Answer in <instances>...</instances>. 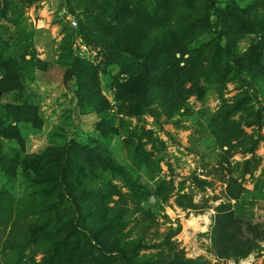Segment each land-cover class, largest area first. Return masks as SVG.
Here are the masks:
<instances>
[{
    "label": "rangeland",
    "instance_id": "obj_1",
    "mask_svg": "<svg viewBox=\"0 0 264 264\" xmlns=\"http://www.w3.org/2000/svg\"><path fill=\"white\" fill-rule=\"evenodd\" d=\"M210 1L216 11L199 23L197 43L215 49L219 32L233 33L231 69L188 78L179 95L159 91L133 56L95 41L87 17L103 9H83L94 0H0V188L33 206L26 214H42L58 191L64 214L83 184L112 186L120 196L108 207L128 210L111 227L132 244L127 264H264V0ZM101 202L109 201L78 198L95 211ZM96 213L74 230L61 264H124L101 246L117 238L94 224ZM228 213L248 237L247 225L258 227L246 258L215 252ZM8 232L0 227V264H40L55 230L24 252H4Z\"/></svg>",
    "mask_w": 264,
    "mask_h": 264
},
{
    "label": "trees",
    "instance_id": "obj_2",
    "mask_svg": "<svg viewBox=\"0 0 264 264\" xmlns=\"http://www.w3.org/2000/svg\"><path fill=\"white\" fill-rule=\"evenodd\" d=\"M138 6L142 8L136 9ZM138 6L133 0H94L93 4L83 9L87 12L95 11L100 7L103 9L98 17L97 15L87 17V22L92 26L95 25L100 31L95 41L127 53L140 61L148 79L156 78L159 81V91L167 93L177 89V93L181 95L184 82L188 78L199 81L222 65L225 66V70L231 69L230 65L224 62L229 56L228 50L231 46L229 42L234 39L233 33L229 30L219 32L220 42L215 49L210 48L209 45L207 48L199 46L197 43L198 39L204 37V34L198 31L199 23L207 22L209 11H216L215 4H212L210 0H144ZM202 29L207 31V26H203ZM224 39L228 43L223 47L221 44ZM178 54L181 58L177 57ZM187 55L188 59L185 60L184 57ZM183 62L184 69L181 67ZM100 161L107 169L111 171L116 169L112 162L104 158ZM90 171L97 177L101 176L95 171L93 163H91ZM71 184L68 182L63 186L66 190H71ZM112 189H114L112 186L110 189L109 186H106V189H100L83 184L77 197L68 196L74 208L71 204L69 206L71 208L64 214L56 213L59 210L58 201L62 199V194L58 191L55 198L45 200L50 204L43 208L42 214H26L28 208L31 210L33 206H27L25 200L16 202L10 194L0 188V227H3V230H9L4 242V252L15 249L27 251L40 242L41 236H48L52 230H55L52 239L47 241L50 248L44 247L46 256L40 264H51L53 260L61 261V264L65 259L63 254L67 246L76 244L78 240L79 235L74 230H82L85 226L84 221L90 218L89 215L97 212L96 215L99 218L94 224L103 229L100 230L101 232L110 233L117 238L113 242L104 239L105 243L100 245L106 249L107 253L119 256L123 263L127 264L131 259L129 251L132 244L120 240L119 230H111V227L122 223L128 210H124L126 214L125 212L119 214L117 207L112 209L108 207V204L112 203L111 196H120L116 190L112 191ZM50 190L55 191L56 188ZM92 195L106 198L109 202H101L97 211L90 206L78 203V198L86 196L88 201H91ZM234 197L237 195L234 194ZM72 209L75 211L74 215L69 213ZM82 209L89 211L84 215ZM76 220L79 221V226ZM247 228L255 238L244 234L237 225L233 213L221 216L215 228V252L226 257H248L257 247L256 239L259 237V230L257 226L251 224H248ZM166 263L193 264L195 262L168 261Z\"/></svg>",
    "mask_w": 264,
    "mask_h": 264
},
{
    "label": "built area",
    "instance_id": "obj_3",
    "mask_svg": "<svg viewBox=\"0 0 264 264\" xmlns=\"http://www.w3.org/2000/svg\"><path fill=\"white\" fill-rule=\"evenodd\" d=\"M73 23H74V25H77V22L76 21H74Z\"/></svg>",
    "mask_w": 264,
    "mask_h": 264
},
{
    "label": "water",
    "instance_id": "obj_4",
    "mask_svg": "<svg viewBox=\"0 0 264 264\" xmlns=\"http://www.w3.org/2000/svg\"><path fill=\"white\" fill-rule=\"evenodd\" d=\"M154 200V199H153Z\"/></svg>",
    "mask_w": 264,
    "mask_h": 264
}]
</instances>
